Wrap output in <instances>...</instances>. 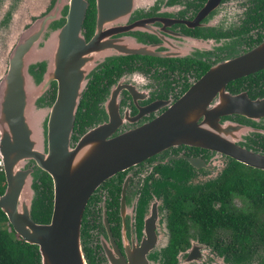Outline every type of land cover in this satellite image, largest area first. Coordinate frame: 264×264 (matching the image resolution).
<instances>
[{
  "label": "flooded vegetation",
  "instance_id": "obj_1",
  "mask_svg": "<svg viewBox=\"0 0 264 264\" xmlns=\"http://www.w3.org/2000/svg\"><path fill=\"white\" fill-rule=\"evenodd\" d=\"M67 2L0 0V24L14 27L13 32L18 34L17 26L22 28L37 16L52 15L51 20L47 18L48 24L60 26L65 22ZM85 2L80 30L87 42L95 33L96 1ZM48 11L51 14H46ZM108 27H101V31L107 32ZM114 27L118 30L112 27L109 32L116 33H110L108 38L118 37L123 41L131 37L140 46L122 45L118 54L102 58L89 71L78 105L89 86L97 84L104 91L94 119L81 131L74 130L72 124V145L87 129L107 121L106 104L112 94L117 125L109 138L163 114L216 62L257 46L264 40V0H132L126 20L119 18ZM9 34L10 31L5 39ZM48 36L41 33L40 39ZM31 71L42 74L44 66L40 63ZM225 90L230 95L244 94L250 100L264 98V67L229 80ZM55 95L56 82L51 80L42 93V101L50 104ZM216 103L215 95L211 107ZM218 118V123L234 122L247 129L246 133L237 135L225 132V137L238 138V145L264 154V116L249 119L229 112ZM195 121L209 130L202 115ZM230 159L233 158L215 149L180 143L113 172L87 198L81 215L82 244L87 248L97 245L102 264L106 257L101 245H111V241L118 250V259L124 261L143 247L148 264L168 262L171 248L175 249L171 264H212L214 258L233 264L225 262L198 239L190 219H185L183 236H177L168 222L177 203L194 205L193 194L215 183ZM194 246L198 256L187 258ZM202 248L207 250V255L198 261Z\"/></svg>",
  "mask_w": 264,
  "mask_h": 264
},
{
  "label": "water",
  "instance_id": "obj_2",
  "mask_svg": "<svg viewBox=\"0 0 264 264\" xmlns=\"http://www.w3.org/2000/svg\"><path fill=\"white\" fill-rule=\"evenodd\" d=\"M95 1V33L87 42L80 30L85 0H68L65 22L60 26L48 24L52 15L37 16L19 27L18 34L14 27L5 26L11 34L7 63L0 76V166L5 183L0 210L20 239L37 246L39 264H87L79 228L92 190L113 172L167 146L184 143L215 149L264 170V154L245 149L237 139L221 132L240 129L242 134L247 129L234 122H217L220 115L229 112L249 119L264 116V98L250 100L225 90L229 80L264 67V40L242 54L216 62L163 114L109 138L117 125L112 94L106 104L107 121L87 129L72 145L74 113L89 71L102 58L118 54L122 45L140 46L131 37L123 41L108 38L116 33L109 32L112 27L118 30L114 27L117 20H126L132 0ZM103 26H109L107 32L101 31ZM41 33L50 36L41 40ZM40 63L42 74L32 72ZM51 80L56 82V95L46 105L42 93ZM215 95L217 103L211 107ZM191 112L194 115L189 119ZM199 115L209 130L196 123ZM78 153L81 159L75 164ZM42 171L51 179L52 204L48 222L38 223L31 218V207L36 197L33 183ZM101 246L104 264H148L143 247L124 261L118 259L112 241ZM194 256H198L196 246L189 249L187 258Z\"/></svg>",
  "mask_w": 264,
  "mask_h": 264
},
{
  "label": "trees",
  "instance_id": "obj_3",
  "mask_svg": "<svg viewBox=\"0 0 264 264\" xmlns=\"http://www.w3.org/2000/svg\"><path fill=\"white\" fill-rule=\"evenodd\" d=\"M97 79V78H96ZM104 89L97 84L83 91L74 116L73 129L81 131L95 117L97 103ZM36 197L31 218L48 222L52 204L50 177L42 172L33 184ZM4 177L0 169V193ZM194 205L177 203L168 217L177 236L185 235V219L191 220L195 235L208 244L225 262L233 264H264V170L230 159L218 180L204 191L193 194ZM237 199L235 203L233 199ZM83 216L80 221V239ZM177 229V231H176ZM82 244V242H81ZM87 264H102L97 245L82 244ZM173 262L175 249H168ZM0 264H39L37 246L20 239L0 210Z\"/></svg>",
  "mask_w": 264,
  "mask_h": 264
},
{
  "label": "rangeland",
  "instance_id": "obj_4",
  "mask_svg": "<svg viewBox=\"0 0 264 264\" xmlns=\"http://www.w3.org/2000/svg\"><path fill=\"white\" fill-rule=\"evenodd\" d=\"M17 27H20V26H17ZM7 33H9V30L7 29V27H5L4 24H2V26L0 24V76H1L2 70H4V67L7 63V56H8V52L10 51L9 45H8V37L5 39V35ZM10 36L14 37L13 35H10ZM218 163L220 167L221 162L219 161ZM234 202L237 203L236 200H234ZM200 253H201V257L198 261H201L202 259H204V257H206L207 250L205 248H202ZM212 264H225V263L219 258H214L212 260Z\"/></svg>",
  "mask_w": 264,
  "mask_h": 264
},
{
  "label": "bare ground",
  "instance_id": "obj_5",
  "mask_svg": "<svg viewBox=\"0 0 264 264\" xmlns=\"http://www.w3.org/2000/svg\"><path fill=\"white\" fill-rule=\"evenodd\" d=\"M193 115H194V113H189V119H192V117H193ZM221 132H222V134L223 133H225V132H227V133H232L233 135H237L238 133H240V129L239 130H237V131H225V130H221ZM229 139H232V138H229ZM236 139H238V138H236ZM233 140V139H232ZM235 140V139H234ZM81 159V157H80V153H78L77 154V156H75V158H74V162H75V164L76 163H78V161Z\"/></svg>",
  "mask_w": 264,
  "mask_h": 264
}]
</instances>
